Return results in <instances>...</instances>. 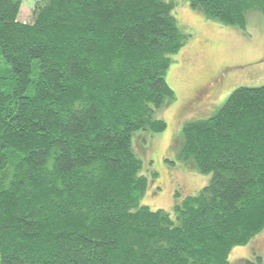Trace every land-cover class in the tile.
<instances>
[{"label": "trees", "instance_id": "obj_1", "mask_svg": "<svg viewBox=\"0 0 264 264\" xmlns=\"http://www.w3.org/2000/svg\"><path fill=\"white\" fill-rule=\"evenodd\" d=\"M23 1L0 0V264H230L264 230V85L184 124L180 157L209 183L152 210L132 134L167 128L189 37L175 2L45 0L27 23ZM188 1L243 30L264 15V0Z\"/></svg>", "mask_w": 264, "mask_h": 264}, {"label": "rangeland", "instance_id": "obj_2", "mask_svg": "<svg viewBox=\"0 0 264 264\" xmlns=\"http://www.w3.org/2000/svg\"><path fill=\"white\" fill-rule=\"evenodd\" d=\"M173 1L178 25L189 37L186 45L173 56L174 62L166 75L175 99L166 101L156 111V116L166 121L167 128L161 133L141 129L132 134L133 150L143 163L140 173L148 179L142 204L172 214L177 202L198 193L211 177L201 173L192 159L180 157L184 124L214 115L240 86L264 85L261 11L253 9L246 13L247 26L243 30L206 16L188 0ZM44 2L24 0L19 20L32 22ZM215 80L219 84L210 87L209 83ZM199 87L206 93L195 103L192 99ZM255 256H260L264 264V230L247 245L235 247L230 253V264H244Z\"/></svg>", "mask_w": 264, "mask_h": 264}, {"label": "flooded vegetation", "instance_id": "obj_3", "mask_svg": "<svg viewBox=\"0 0 264 264\" xmlns=\"http://www.w3.org/2000/svg\"><path fill=\"white\" fill-rule=\"evenodd\" d=\"M223 76V75H222ZM217 81L218 80H215V81H213L212 83H209V85H210V87H211V85H213V84H219V82L217 83ZM206 86V85H205ZM202 87H204V86H202ZM202 87H199L195 92H194V95H193V99H192V101L193 102H198L200 99H201V97L203 96V94L204 93H206V91H204V89H202ZM208 87V86H207ZM203 90V91H202ZM203 92V93H202ZM202 93V94H201Z\"/></svg>", "mask_w": 264, "mask_h": 264}]
</instances>
